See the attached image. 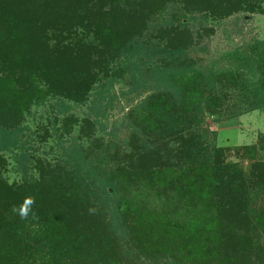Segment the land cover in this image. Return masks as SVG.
<instances>
[{"label":"trees","instance_id":"obj_1","mask_svg":"<svg viewBox=\"0 0 264 264\" xmlns=\"http://www.w3.org/2000/svg\"><path fill=\"white\" fill-rule=\"evenodd\" d=\"M73 1L96 22L97 0ZM112 2L119 11L129 6L137 31L117 19L101 26L102 43L82 42L102 56L87 69L51 60L30 6L0 21V152L14 154L23 178L9 184L0 174V264H264V136L237 147L247 164L231 161L208 122L264 107V40L214 59L205 56L210 29L188 0ZM116 83L129 86L127 112L111 122L102 101L96 119L111 141L72 138L55 162L26 147L23 124L33 107L88 101L95 84ZM114 98L103 96L107 105ZM73 120L64 121L66 132ZM87 123L91 135L96 125ZM121 143L129 169L116 164ZM6 162L0 153V168ZM27 196L35 197L37 219L12 211Z\"/></svg>","mask_w":264,"mask_h":264},{"label":"rangeland","instance_id":"obj_2","mask_svg":"<svg viewBox=\"0 0 264 264\" xmlns=\"http://www.w3.org/2000/svg\"><path fill=\"white\" fill-rule=\"evenodd\" d=\"M110 1L112 2V0H97L99 3L97 20L92 22L89 17L76 11V4L73 0H9L8 4L12 6L10 8H8L6 0L4 6L0 7V21L6 23L8 19H11L10 14H14L15 10L25 6L28 11V6H30L31 20L37 23L41 22L45 30L48 45L46 50L50 54L51 60L60 59L62 61L63 58L67 62H71L72 67L87 69L86 67L90 65L99 64L102 56L99 52L90 53L82 46V42L87 40L91 43H102L101 26L112 22V19H117V23H123L124 27H128L127 30L137 31V26L129 22V6L123 3L120 7L121 11H119L115 9L118 7L116 2L110 3ZM198 1L202 7L193 8L192 2L188 0L186 8L198 10L197 14L204 17L202 25L210 29V35L207 38L210 42L211 54L205 53V56L210 55L214 59H219L233 48L243 47L257 40H264V0ZM184 3L185 1L181 4ZM194 4H196V0ZM47 5L51 6L46 7ZM50 9H52V14L44 15V11H51ZM121 16L125 18V21H120ZM203 32L205 33V31ZM146 38L149 39V34L146 35ZM62 43L66 47L62 48ZM34 44L38 49H42V45H39L38 42H34ZM128 87V85L116 83L113 88L108 89L95 84L88 101L84 99L85 101L80 102V99L83 98L75 96L76 99L66 97L63 102L53 99L45 105L33 107L23 124L27 126L23 137V140L27 142L26 147H32V152L36 156L55 162L60 159L63 147L70 145L72 138L79 139L81 137L82 139L78 141L85 140L83 143L86 144L96 139L108 143L113 139L112 135L107 132L110 128L103 129L96 119L97 117L100 120L103 119L99 114L105 109L111 122L127 112L130 101L129 94H123L122 91ZM109 92L110 95H117L111 105H107L106 100H103V96L108 95ZM61 104L69 108L63 110ZM69 116L73 117L74 124L70 132H66L64 121ZM55 117L59 135L55 133L53 127ZM88 120L94 121L96 125L91 135L87 131ZM208 122L212 129L218 131L217 144L229 148L228 159L244 161L247 164L249 159L241 157L237 147L256 144L264 136V107L218 122L214 118H209ZM121 137L123 136L121 135ZM120 149L119 156H122V161L117 160L116 164L119 165V168L129 169V146L122 144ZM0 153L7 160L5 167L0 168L2 177L9 184L22 182V173L17 170L14 154L3 151ZM139 184L140 190L143 189L145 182ZM147 189H143L144 195L148 193ZM149 199L152 203L151 206L157 204V198L150 197Z\"/></svg>","mask_w":264,"mask_h":264},{"label":"clouds","instance_id":"obj_3","mask_svg":"<svg viewBox=\"0 0 264 264\" xmlns=\"http://www.w3.org/2000/svg\"><path fill=\"white\" fill-rule=\"evenodd\" d=\"M35 203V197L27 196L22 204L19 206H13L12 211L18 214L23 220H27L30 215L32 219H37L36 213L33 211Z\"/></svg>","mask_w":264,"mask_h":264}]
</instances>
